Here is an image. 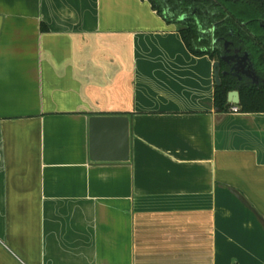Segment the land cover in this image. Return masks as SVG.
<instances>
[{"label":"crops","instance_id":"obj_1","mask_svg":"<svg viewBox=\"0 0 264 264\" xmlns=\"http://www.w3.org/2000/svg\"><path fill=\"white\" fill-rule=\"evenodd\" d=\"M214 63L147 0H0V264H264V112Z\"/></svg>","mask_w":264,"mask_h":264},{"label":"trees","instance_id":"obj_2","mask_svg":"<svg viewBox=\"0 0 264 264\" xmlns=\"http://www.w3.org/2000/svg\"><path fill=\"white\" fill-rule=\"evenodd\" d=\"M153 10L167 21L178 22L179 33L186 47L195 56L208 55L216 59L218 51H202L210 45L211 38L221 43L232 42L247 48L255 69L260 76L264 72V0H147ZM167 10L168 15L163 12ZM200 26V27H199ZM215 26L211 37H202L201 29ZM215 47H219L215 45ZM239 93L238 111L242 113L264 112V86L259 88L239 84L230 77L220 75V85H215L214 106L219 112H227V94Z\"/></svg>","mask_w":264,"mask_h":264},{"label":"water","instance_id":"obj_3","mask_svg":"<svg viewBox=\"0 0 264 264\" xmlns=\"http://www.w3.org/2000/svg\"><path fill=\"white\" fill-rule=\"evenodd\" d=\"M219 63L213 64L214 79L216 86L220 85L218 73ZM227 103L237 106L239 94L231 91L227 94ZM90 125V159L97 161L125 162L129 157V122L126 117H91ZM102 127H108L105 135H108V149H103L99 138L104 136ZM101 128V130H99ZM101 131V132H100Z\"/></svg>","mask_w":264,"mask_h":264},{"label":"flooded vegetation","instance_id":"obj_4","mask_svg":"<svg viewBox=\"0 0 264 264\" xmlns=\"http://www.w3.org/2000/svg\"><path fill=\"white\" fill-rule=\"evenodd\" d=\"M165 10L163 15H168ZM186 17H179L178 22L183 21ZM200 27V26H199ZM202 37H211L215 31V26L206 30L201 29ZM218 45L219 47H215ZM218 51L215 63H219L218 73L222 77H230L239 84L246 83L247 86L259 88L264 86V72H260L259 76L255 69V62L251 59L247 48L238 47L232 42L221 43L219 40L211 38L210 45L206 48L207 51ZM239 94V93H238Z\"/></svg>","mask_w":264,"mask_h":264},{"label":"built area","instance_id":"obj_5","mask_svg":"<svg viewBox=\"0 0 264 264\" xmlns=\"http://www.w3.org/2000/svg\"><path fill=\"white\" fill-rule=\"evenodd\" d=\"M230 111L231 112H237L238 108L235 105H232L231 108H230Z\"/></svg>","mask_w":264,"mask_h":264}]
</instances>
